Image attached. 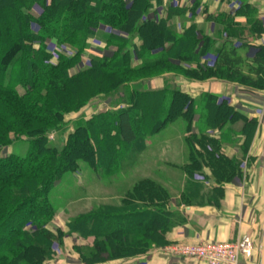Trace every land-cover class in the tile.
I'll return each mask as SVG.
<instances>
[{"label":"trees","instance_id":"1","mask_svg":"<svg viewBox=\"0 0 264 264\" xmlns=\"http://www.w3.org/2000/svg\"><path fill=\"white\" fill-rule=\"evenodd\" d=\"M151 1L0 0V264H39L48 254L54 238L45 227L54 214L48 189L61 174L75 170L79 160L101 174L119 170L121 153L177 116L186 120L188 147L180 201L218 204L224 183L240 174L254 118L208 91L193 95L174 84L144 89L131 82L143 83L144 72L151 70L180 68L193 80L216 76L264 88V45L244 37L260 35L263 22L243 3L233 15H210L211 35L193 21L175 32L167 27L169 12L166 18L148 16ZM34 3L41 6L38 15L31 12ZM235 15H244L245 22ZM97 25L108 26L105 39L114 38L117 49L78 67ZM65 40L76 44V54L50 61L52 44ZM134 58L140 63L132 65ZM96 94L114 96L115 102L76 123L61 144L64 113ZM15 139L27 141L24 154L2 151ZM238 142V154L224 150ZM195 172L212 179L209 186ZM169 204L167 188L143 177L119 203L72 218L69 232L92 239L82 256L87 263L146 253L166 244V233L185 220Z\"/></svg>","mask_w":264,"mask_h":264},{"label":"crops","instance_id":"2","mask_svg":"<svg viewBox=\"0 0 264 264\" xmlns=\"http://www.w3.org/2000/svg\"><path fill=\"white\" fill-rule=\"evenodd\" d=\"M243 3L254 8L255 14L264 24V0H152L148 16L166 18L169 12L167 22L178 31L181 30L177 28L179 22H186L185 19H181L182 15L189 16L202 34L211 35L213 22L210 15L218 13L233 15ZM234 19L242 23L246 20L244 15H235ZM245 34L246 32L244 37L246 36L251 44L264 45V30L258 36ZM185 85L184 90L193 95L208 91L226 99L247 118H254L256 128L242 158L240 174L224 183L219 203L179 205L172 203L170 207L183 214L185 220L173 226L166 233V239L170 243L236 241L238 246L236 264H264V88L251 87L242 82L216 76L202 80L194 79ZM239 144L240 142L225 146L224 150L238 154ZM167 154L176 160L168 163L170 167H177L179 161L183 163L187 160L188 147L187 151L184 149L180 158H176L172 153L163 155ZM161 181L168 186L172 197L179 195L181 188H174L167 180ZM166 246L158 245L148 254L124 258L110 264H210L206 260L172 254L166 250Z\"/></svg>","mask_w":264,"mask_h":264},{"label":"rangeland","instance_id":"3","mask_svg":"<svg viewBox=\"0 0 264 264\" xmlns=\"http://www.w3.org/2000/svg\"><path fill=\"white\" fill-rule=\"evenodd\" d=\"M126 2L128 4L130 0H126ZM40 11L41 6L38 3H34L31 7V12L34 15H38ZM182 16L181 19H185L186 22H179L177 28L181 29L180 31L192 21L189 16ZM107 27L108 26L97 25L94 29V35L83 48V52L80 54L79 60L75 64L76 66H86L89 58L94 55L116 51L117 47L114 44L116 40L113 41V38L110 42L105 39V34L109 31ZM167 27L175 32H180L176 30V27H171L168 22ZM76 51L77 46L71 40L53 43L50 50V61L55 62L59 55H75ZM208 53H211V51H208ZM138 63H140V61L134 58L132 65ZM143 78V83L137 80L131 82V84L139 88L153 89L162 87L167 83L178 85L184 90L186 88L185 83L193 80L185 77L180 68H172L162 72L151 70L150 72H144ZM17 89L20 93L23 92L22 86L18 85ZM149 101L150 100H145V103ZM112 102H115L114 96L96 94L90 97L78 110L64 113L62 122L66 130L59 133L57 139L60 140L61 144L64 143L67 133L76 123L82 121L91 113L112 107ZM152 104L155 105L154 102ZM152 113H155V111ZM9 135L10 137L14 136L12 132L9 133ZM185 135L186 120L182 116H177L166 122V124L157 131L147 134L143 143H135L134 149L131 150V152L125 151L121 153L120 158L123 159V161L119 170L101 174L97 172L88 161L79 160L78 167L75 170H68L61 174L48 189V196L52 202L54 214L45 224V227L54 234V238H52L49 243L48 254L45 257L42 256L44 258L39 261V264H110L114 261L132 257L105 258L99 262L87 263L82 259V256L86 254L88 248L92 246V239L88 237H79L75 233H70L68 222L77 215L87 212L100 204L119 203L127 189L130 188L136 180L143 177H149L166 187L164 181H161L164 179L167 180L169 184L173 185L174 188L178 187L182 189L184 183L182 186L181 183L184 182L187 175L181 167L185 161L183 163L179 161L177 167H170L168 163L176 161L175 158H171L169 154H163L172 153L176 158H180L182 153H184V149L187 151ZM55 138L56 136L54 139ZM50 142L53 143L52 138ZM142 144L144 145L141 146ZM6 147L2 149V151L12 150L18 154H24L27 150V141L24 139H15ZM126 148L130 149V146ZM194 177L199 179L205 186L211 181V179L206 178L198 172H195ZM169 195V206L172 203L175 205L185 203L179 200V195L176 197L174 196L175 198L172 197L170 192ZM172 243L168 241L164 245H170ZM154 247L155 246H152L146 253L133 256L148 254Z\"/></svg>","mask_w":264,"mask_h":264},{"label":"built area","instance_id":"4","mask_svg":"<svg viewBox=\"0 0 264 264\" xmlns=\"http://www.w3.org/2000/svg\"><path fill=\"white\" fill-rule=\"evenodd\" d=\"M166 250L175 255H187L206 260L210 264H236L238 246L236 241L182 242L167 245Z\"/></svg>","mask_w":264,"mask_h":264}]
</instances>
